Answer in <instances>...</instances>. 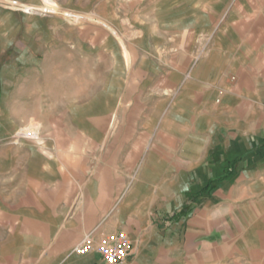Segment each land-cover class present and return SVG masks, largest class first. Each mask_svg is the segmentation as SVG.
<instances>
[{"label": "crops", "instance_id": "1", "mask_svg": "<svg viewBox=\"0 0 264 264\" xmlns=\"http://www.w3.org/2000/svg\"><path fill=\"white\" fill-rule=\"evenodd\" d=\"M129 15L108 92L62 94L38 142H1L0 264H103L75 248L120 231V264H264V0Z\"/></svg>", "mask_w": 264, "mask_h": 264}, {"label": "rangeland", "instance_id": "2", "mask_svg": "<svg viewBox=\"0 0 264 264\" xmlns=\"http://www.w3.org/2000/svg\"><path fill=\"white\" fill-rule=\"evenodd\" d=\"M138 6L140 0H0V144L38 142L42 120L60 113L62 94H78L81 106L90 93L102 96L104 85L108 92L118 70L117 35L132 42L136 34L121 22ZM92 13L94 46L87 40ZM23 27L31 28L26 47L17 34ZM71 36L73 44L66 41ZM127 50L138 53L129 42Z\"/></svg>", "mask_w": 264, "mask_h": 264}, {"label": "built area", "instance_id": "3", "mask_svg": "<svg viewBox=\"0 0 264 264\" xmlns=\"http://www.w3.org/2000/svg\"><path fill=\"white\" fill-rule=\"evenodd\" d=\"M130 241L127 235L120 231L110 233L103 239L94 243L90 236H86L79 246L75 248L78 254L90 250L96 251L103 264H120L130 253Z\"/></svg>", "mask_w": 264, "mask_h": 264}]
</instances>
